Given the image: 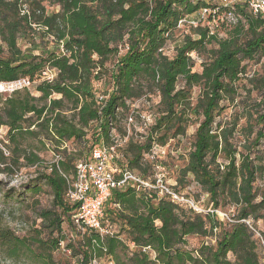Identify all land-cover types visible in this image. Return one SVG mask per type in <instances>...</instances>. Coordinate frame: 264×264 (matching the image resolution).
Instances as JSON below:
<instances>
[{"label":"trees","instance_id":"trees-1","mask_svg":"<svg viewBox=\"0 0 264 264\" xmlns=\"http://www.w3.org/2000/svg\"><path fill=\"white\" fill-rule=\"evenodd\" d=\"M213 1L0 0V83L28 79L36 83L38 94L23 88L0 96V130H7L5 146L14 155L6 167L13 171L21 161L39 167L27 192L38 194L46 185L53 196L52 209L41 211L42 226L32 237H17L0 225V247L8 258L59 264L54 255L63 253L78 264H88L93 257L106 264H264L263 245L253 231L264 221V185L258 184L264 179V71H249L250 64L264 60V15L254 14L250 0L220 6ZM46 2L58 11L49 13ZM209 9L236 20L231 34L223 38L198 25L197 37H185L175 55L167 56L165 47L179 26ZM37 35L48 39L55 51L21 49L20 40L34 46ZM192 54L204 58L200 72L194 71ZM47 70L55 72L52 81L42 78ZM108 71L111 89L100 101L96 84ZM195 88L200 89L196 103ZM153 95L160 99L157 116L146 136L129 138L119 149L125 164L118 169L152 180L156 164L146 156L156 146L184 138L192 117L202 118L177 185L186 187L193 177L211 209L196 211L131 186L114 190L105 216L127 239L102 240L95 233L75 231L77 240L62 247L64 221L73 230L76 214L66 194L77 163L89 160L95 148L117 145L115 133L127 137L123 122L140 116L133 103L143 98L150 103ZM226 104L243 108L232 122H217ZM238 130L243 143L236 142ZM28 138L51 145L58 161L44 165L38 154L23 147ZM0 158L7 160L3 151ZM173 189L181 194L177 186ZM232 207V222L218 217L216 211ZM192 237L202 238L195 249L188 248Z\"/></svg>","mask_w":264,"mask_h":264},{"label":"rangeland","instance_id":"rangeland-1","mask_svg":"<svg viewBox=\"0 0 264 264\" xmlns=\"http://www.w3.org/2000/svg\"><path fill=\"white\" fill-rule=\"evenodd\" d=\"M208 2L210 0H207ZM236 1H244V0H216L212 3L215 5H231ZM46 9L49 13L53 11H58V6L50 4L49 2L45 3ZM27 4H24V9H27ZM212 13V14H211ZM215 13V12H214ZM211 9L208 12L204 13L199 12L194 16L185 20L174 33L172 39L167 43L165 47L164 53L173 57L175 55V50L177 47H180L185 42V37L193 36L194 29L201 25L202 27H208L210 31L214 34L219 35L220 37L227 38L233 29L236 26V20L226 14V12L217 11L214 14ZM34 29H36L39 33L42 32L41 28L37 25H33ZM42 34V33H41ZM36 45L32 46L29 40H20L19 46L23 51H34L35 54H39L43 51H55V48L52 43L48 42V39L44 38L42 35H37L35 38ZM192 57L196 61V66L194 71L200 72L201 64L204 60L203 57H200L196 54H192ZM108 70H112V60L108 63ZM106 72V78L103 82L96 84V90L99 93L98 96H104L106 92H109L111 89L109 83V75L110 72ZM249 71L251 74L255 72L263 73L264 71V60L261 64L252 63L249 66ZM3 84V85H2ZM5 83H0V96L7 97L11 95L16 90H21V86H15L13 88L8 87V85H4ZM36 83L31 84L29 86V91H31L35 96L38 94L34 91V86ZM5 88V89H4ZM104 94V95H103ZM200 94V89L195 88L193 91L194 103H196V99ZM256 98V94L253 95ZM159 97L153 95L151 97V102L143 98L140 100H136L132 108L137 109L139 115H132L133 122L130 124L129 120L124 121L123 125L127 128V137L122 138L117 135L115 132L116 139V148L114 160L112 162V166L114 168H121V164L124 163V159L122 158V154L119 149L123 148L128 139L132 138L134 140H138L139 136H146L147 129L150 126V123L147 122L145 117H151L152 123L157 116V105L159 103ZM239 102V101H238ZM243 106L241 104H226L225 109L222 111L221 115L217 118V122L220 123H228L234 120V115L239 112ZM202 118H198L196 116L192 117V121L187 130V134L184 138L173 139L171 140L165 147H157V155L155 164L164 168V173L166 175L167 183L176 187L184 196H190L189 198L193 199L198 207L204 211H208L211 209V205L209 204V197L207 194L195 183L193 177L189 178V182L186 187H182L181 185H177V179L179 178V171L183 168L188 159V154L192 149V145L195 139L196 129L201 122ZM245 123L243 119L241 121V125ZM7 130L2 128L0 130V151H3V154L6 161H2L0 158V225L4 230H9L11 233L16 235L17 237H32L35 234V230L37 228H41L42 220L40 219V213L43 210L52 209L53 196L52 192L46 185L41 186V192L38 194H34L32 192H27L28 185L32 183V181L36 180V176L40 172L39 167H27L22 161L20 162V166L15 168L13 171H9L7 167L12 165L11 157L13 158V151L11 148L5 146V135ZM236 142L243 143V133H236ZM23 147L30 148L31 151L35 154H38L43 161L44 165L49 166L56 161L57 153L51 145H44L36 139L28 138L24 140ZM69 149L72 150L73 146L68 145ZM264 150V148H262ZM146 160L151 162L150 157L147 155ZM223 162V159L220 160ZM7 166V167H6ZM42 170V169H41ZM259 185H264V179L259 180ZM13 194L11 198L5 197L4 195L7 193ZM60 213V212H58ZM228 215L230 218L235 214V209L232 207L230 209L219 210L217 215L221 219L223 215ZM67 219V216L64 217ZM64 227L66 234L69 238L72 236L76 238V233L71 230L68 220L64 221ZM257 231L264 235V221L260 220L257 223ZM124 239H127L126 237ZM202 242V238H189L188 239V248L195 249ZM0 245L1 242H0ZM54 259L59 264H78L76 259L71 257L70 255H66L63 253H56L54 255ZM264 263V260H262ZM0 264H37L29 259H23L22 261H14L8 258L5 255L4 250L0 247ZM102 264H106V261H103Z\"/></svg>","mask_w":264,"mask_h":264},{"label":"built area","instance_id":"built-area-1","mask_svg":"<svg viewBox=\"0 0 264 264\" xmlns=\"http://www.w3.org/2000/svg\"><path fill=\"white\" fill-rule=\"evenodd\" d=\"M254 14L264 15V0H250ZM204 13L208 10H203ZM55 72L47 70L43 73V80L52 81L55 78ZM32 83L28 79H20L16 82L5 83L8 87L21 86V88H29ZM105 96H100L99 100L104 101ZM150 126L153 124L151 117H145ZM130 124L133 122V117H129ZM117 145L110 148H95L89 160H83L77 163L75 176L69 184V189L66 194V200L71 205L76 206V214L72 216V226L74 231L81 234L95 233L98 238L105 239L108 237H119L120 229L118 225L113 224L106 219L105 204L111 197L114 190H124L127 187L136 188L137 191H155L159 198L169 197L175 204H185L196 211H201L193 199L186 197L176 192L172 186L167 183L164 168L157 165L155 174L152 180L143 179L138 174L127 169H118L112 166L114 160L115 148ZM157 147H154L148 155L151 162L156 160ZM64 148V147H63ZM60 157L57 156V159ZM213 212V211H212ZM218 213V211H216ZM222 220L232 222L228 215H223ZM252 229L251 223L246 222ZM257 237L261 240L264 250V239L261 234L253 229ZM62 240L59 245L64 247L68 242H75L76 238ZM95 245H100L97 239L93 240ZM104 259L93 257L88 264H102Z\"/></svg>","mask_w":264,"mask_h":264},{"label":"crops","instance_id":"crops-1","mask_svg":"<svg viewBox=\"0 0 264 264\" xmlns=\"http://www.w3.org/2000/svg\"><path fill=\"white\" fill-rule=\"evenodd\" d=\"M118 227H119V226H118ZM119 229H120V228H119ZM124 238H125V236L121 235V239H122V240H125Z\"/></svg>","mask_w":264,"mask_h":264},{"label":"bare ground","instance_id":"bare-ground-1","mask_svg":"<svg viewBox=\"0 0 264 264\" xmlns=\"http://www.w3.org/2000/svg\"><path fill=\"white\" fill-rule=\"evenodd\" d=\"M3 85V84H2ZM5 89V88H4Z\"/></svg>","mask_w":264,"mask_h":264}]
</instances>
